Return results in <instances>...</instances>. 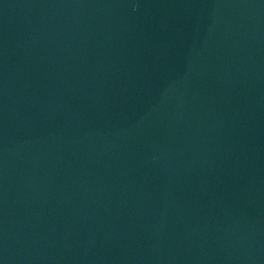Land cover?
<instances>
[{
    "label": "water",
    "instance_id": "95a60500",
    "mask_svg": "<svg viewBox=\"0 0 264 264\" xmlns=\"http://www.w3.org/2000/svg\"><path fill=\"white\" fill-rule=\"evenodd\" d=\"M0 264H264V0H0Z\"/></svg>",
    "mask_w": 264,
    "mask_h": 264
}]
</instances>
